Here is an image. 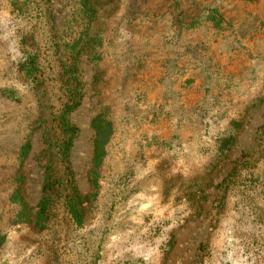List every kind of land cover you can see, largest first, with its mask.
Returning a JSON list of instances; mask_svg holds the SVG:
<instances>
[{
    "label": "rangeland",
    "instance_id": "1",
    "mask_svg": "<svg viewBox=\"0 0 264 264\" xmlns=\"http://www.w3.org/2000/svg\"><path fill=\"white\" fill-rule=\"evenodd\" d=\"M76 3L45 0L23 17L0 0V90L14 89L0 97V264H264V0H100L91 29L103 45L79 56L66 172L80 193L93 191V120L103 114L114 133L101 188L83 226L61 201L47 228L35 226L47 139L63 136L54 114ZM28 30L38 32L40 86L19 72ZM234 117L236 143L205 172ZM20 181L32 221L16 224Z\"/></svg>",
    "mask_w": 264,
    "mask_h": 264
},
{
    "label": "trees",
    "instance_id": "2",
    "mask_svg": "<svg viewBox=\"0 0 264 264\" xmlns=\"http://www.w3.org/2000/svg\"><path fill=\"white\" fill-rule=\"evenodd\" d=\"M45 0H9L13 12L17 15L27 17L30 13V7L33 5V11L40 9ZM254 2L255 0H248ZM100 0H77L76 9H74L71 18L73 23L65 25L64 32L68 35V40L64 44V52L67 57L63 60L62 65V90L64 91L65 99L59 109V113H55V121L61 129L63 136L61 138L47 139L49 150L51 151V159L46 166V179L43 185V197L38 204L37 219L35 226L40 230L48 227L52 218L54 209L61 201V205L70 215L71 219L78 225L83 226L86 220L88 207L85 202L92 203L91 197L94 199L98 196L101 188L100 168L103 165L106 156V145L111 139L114 128L113 123L103 114H99L93 120V125L96 129L95 138V153L93 157V168L91 170V183L93 191L90 194L83 195L76 187L72 173L69 169V155L73 145V140L78 133V128L72 125L69 121V115L76 110L82 99V87L78 76V60L79 56L87 49L96 51L97 46L103 45V38L99 33L93 32L92 23L96 21L98 14V3ZM135 1L130 2L128 7H133ZM41 13V12H40ZM42 14V13H41ZM210 19L216 27L222 26L221 16L216 13ZM80 20V22L78 21ZM37 30H28L26 33H21L19 45L24 52L18 62L19 72L32 81L33 84L40 86L39 74L41 72V53L35 34ZM39 33H42L39 32ZM3 98H13L14 89L5 87L0 90ZM241 115V114H240ZM242 125V120L239 117H234L230 120V124L217 138V147L213 151L210 166L204 165V171L207 172L216 167L217 162L226 158L229 151L236 143V130ZM169 140L161 141L166 144ZM30 150V143H23L20 151V158L27 156ZM248 166V165H247ZM211 167V168H210ZM61 168L64 170L62 171ZM205 174V173H204ZM21 181L14 189L10 199L18 204V213L14 223L23 224L32 221L30 210L23 198ZM120 191V189H119ZM170 236V235H169ZM3 238V237H2ZM1 238V239H2ZM3 239L0 240V244ZM172 244V238L165 243L167 246Z\"/></svg>",
    "mask_w": 264,
    "mask_h": 264
}]
</instances>
